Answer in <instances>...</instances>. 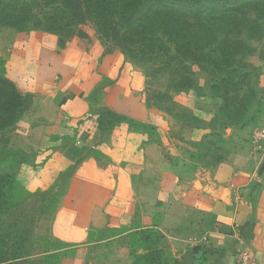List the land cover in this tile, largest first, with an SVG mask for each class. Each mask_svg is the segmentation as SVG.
I'll list each match as a JSON object with an SVG mask.
<instances>
[{
	"label": "crops",
	"instance_id": "obj_1",
	"mask_svg": "<svg viewBox=\"0 0 264 264\" xmlns=\"http://www.w3.org/2000/svg\"><path fill=\"white\" fill-rule=\"evenodd\" d=\"M58 40L0 31L7 76L33 96L0 151L16 155L28 202L56 199L39 223L63 247L62 264H132V234L150 228L183 264H233L242 249L264 260V148L231 142L222 162L204 165L192 141L208 131L209 100L181 92L167 111L149 103L144 71L120 48L92 33ZM105 107L127 120L102 131ZM176 113L191 123L178 127Z\"/></svg>",
	"mask_w": 264,
	"mask_h": 264
},
{
	"label": "trees",
	"instance_id": "obj_2",
	"mask_svg": "<svg viewBox=\"0 0 264 264\" xmlns=\"http://www.w3.org/2000/svg\"><path fill=\"white\" fill-rule=\"evenodd\" d=\"M210 1L212 3L209 4ZM257 1L259 0H51L45 5H51L53 9L50 10L57 12L55 15L45 13L41 27L30 26L31 8L29 3L22 2L11 8L0 7V31L4 28L17 32L41 29L57 35L59 45L63 47L74 37L88 39L89 34L83 31L82 26L91 22L96 26L100 33L98 35L105 45L112 39L126 57L139 56L150 61L154 60L158 53H163L162 51H167V55L173 50L176 54L167 62H174L178 67H186L187 71L189 67L185 63L191 62L206 70L211 76V82L208 88L200 90V94L197 92L199 97L206 98L211 105L218 104L220 111L227 118H232L228 113L231 94L248 87L251 73L245 68L249 67L251 71L256 69L245 58L251 52L249 44L244 40H229L230 26L238 22L243 25L246 15L239 10ZM182 13H194V22L180 19ZM221 21L223 23H220ZM219 37L224 38L217 40ZM0 62V136H5L24 118L33 103V96L19 90L7 76L4 61L0 59ZM193 85L191 76L182 77L179 89L174 88L173 92L195 91L194 86L198 85ZM169 86L170 84L167 91ZM167 91H159L156 94L161 97L168 96ZM148 101L170 111L168 106L152 101L150 97ZM243 103L242 100L240 107L244 106ZM124 120H127L126 116L105 107L101 113L99 126L102 131H106ZM143 126L139 123L135 125L138 128ZM15 157L16 155L0 151V220L16 207L15 200L19 195L25 193L26 199L30 197L17 179L19 166L13 163ZM262 167L263 165L261 169ZM45 197L42 202L45 201ZM153 236L163 238L157 228L134 232L131 248L151 244ZM10 238V234L0 225V264H39L27 255L11 257L8 252ZM57 244L58 247L53 251L39 255L63 258L61 251L63 247ZM144 252L138 255L132 251V264H135L138 258L146 260V264H183L177 259H172V263L159 260L160 250L150 245L144 247ZM52 264H58V261Z\"/></svg>",
	"mask_w": 264,
	"mask_h": 264
},
{
	"label": "rangeland",
	"instance_id": "obj_3",
	"mask_svg": "<svg viewBox=\"0 0 264 264\" xmlns=\"http://www.w3.org/2000/svg\"><path fill=\"white\" fill-rule=\"evenodd\" d=\"M49 1L51 0H0V7L11 8L22 2L29 3L32 17L30 26L41 27L44 23L43 16L45 13H52L55 15L57 12L50 10L51 8L53 9L51 5H45L47 2L50 3ZM208 3L210 4L212 2L210 1ZM239 11L245 13L246 19L242 23L243 25L238 24L241 23L238 22L234 26H230L231 35L229 40H244L249 44L251 52H249L245 58L256 70L251 71L249 67L245 66V69L251 73L248 80V87L242 88V90L231 94L232 100L228 113L232 115V118H227L226 115L220 111L218 104L210 105V114L212 117L204 122L208 131L203 134L200 139L192 141V145L197 149L193 151L192 156L204 165L222 162L228 156L230 152L228 147L231 146L233 142L240 143L247 139L255 145L253 146L254 149L263 150L264 148V138L260 139L261 137L259 138L258 136L259 132L264 131V0H259L253 3V5L241 8ZM179 18L182 20L188 19V21L193 23L195 16L194 13H182V16ZM220 23L223 22L221 21ZM82 29L86 33H99L96 26L91 22L82 26ZM223 38L224 37H219L217 40H223ZM107 46L111 48H120L112 39L107 41ZM171 51L172 52L167 55V51H162L163 53H158V56L150 61L142 59L139 56L131 57L129 55H127V60L144 71L147 84L145 88L147 97H150L152 101L160 102L162 105L168 106L170 111L175 112L176 109L174 106L177 102L175 97L178 93L173 91L174 88L179 89L181 78L185 76L192 77V83L198 85L193 86L199 97L198 93H201L200 90L209 87L211 76L206 70H202L199 66L191 62L185 63V65L189 67L188 71L186 67H178L174 62H167L176 54L173 50ZM239 59H241V56H239ZM168 84H170L169 90H166L169 92L168 96H158L156 93H159L160 88ZM245 94L246 97H244ZM242 100L244 101V106L240 107ZM187 114L183 116L182 114L177 115L176 113L174 115L178 127L191 123L190 115ZM231 131L232 134H229ZM248 134L250 138H245ZM262 165L261 173H264V162ZM47 195L48 194L40 193L39 199H33L28 202L29 198L26 199L27 195L25 193L23 195L22 193L15 200L17 203L16 207L1 217L0 225L2 229L11 236L8 245V252L11 257L27 255L31 260L39 264H52L56 260L58 264H62V258L59 259L54 256L39 255L42 253H49L58 247L57 242L46 232L45 226H41L39 223L41 219H48L50 209L55 207L56 199L54 197H49L47 199V197H45ZM43 197H45L44 202H42L44 200ZM119 230L121 229L119 228L114 231L118 232ZM100 235L104 236L103 234ZM151 241V244L141 243L142 245L133 246L132 251L140 255L145 253L144 247H149L150 245L154 249L157 248L160 250L161 253L158 255L159 260H167L169 263H172V259L175 258L172 256L164 239L153 236ZM145 261L144 259L138 258L135 264H146Z\"/></svg>",
	"mask_w": 264,
	"mask_h": 264
},
{
	"label": "built area",
	"instance_id": "obj_4",
	"mask_svg": "<svg viewBox=\"0 0 264 264\" xmlns=\"http://www.w3.org/2000/svg\"><path fill=\"white\" fill-rule=\"evenodd\" d=\"M258 134L260 139L264 138V131ZM233 264H264V260L258 261L248 251L242 249L236 252Z\"/></svg>",
	"mask_w": 264,
	"mask_h": 264
}]
</instances>
